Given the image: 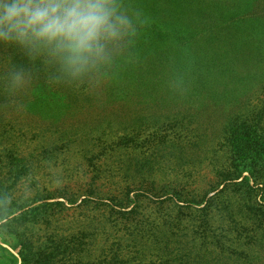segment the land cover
Instances as JSON below:
<instances>
[{"label":"rangeland","instance_id":"obj_1","mask_svg":"<svg viewBox=\"0 0 264 264\" xmlns=\"http://www.w3.org/2000/svg\"><path fill=\"white\" fill-rule=\"evenodd\" d=\"M115 3L127 17L128 9L146 18L150 9L168 10L176 27L167 24V31L182 37L137 58L143 78L127 97L116 86L119 100L106 98L107 75L78 81L59 67L65 88L55 87L56 98L34 109L5 102L0 198L45 206L39 225L24 231L34 241L73 237L92 242L89 252L98 256L110 235L126 242L142 236L158 248L185 228L197 233V262L214 264L215 239L198 238L208 225L218 234L240 232L243 249L257 245L264 264V173L257 176L264 153L249 146L258 172L238 176L228 146L239 127L264 141V0ZM223 171L233 182L247 177L255 190L215 195ZM223 207L242 212L227 219ZM17 249L0 231V264H20ZM175 255L186 261L185 253Z\"/></svg>","mask_w":264,"mask_h":264},{"label":"trees","instance_id":"obj_2","mask_svg":"<svg viewBox=\"0 0 264 264\" xmlns=\"http://www.w3.org/2000/svg\"><path fill=\"white\" fill-rule=\"evenodd\" d=\"M128 10L130 16L127 17L124 13L128 24L123 29L120 39L108 45L107 58L75 77L78 81H84L88 76L91 79L98 77L102 81L101 76L107 75L109 81L105 89L108 102L119 100V89L116 86H124L125 89L121 91V95L127 97L129 86L143 78L144 71L138 65L141 63L139 59L152 55L154 45L182 37V35L175 37L167 31V24L168 27L169 25L176 27V21L169 15L168 10L150 9L147 18L139 10L137 12ZM233 20L235 18L230 19V22ZM59 67L61 64L44 52L30 51L14 43L0 42V107L8 102L9 105L17 103V106L34 109L38 104L44 105L49 99L56 98L53 94L55 87L65 88V85L59 83L61 77L57 71ZM14 106L16 105H12ZM240 128L231 129L229 132L228 146L231 163L238 176L247 172L255 178L254 173L259 170L257 176L258 180H261L264 167L254 169V157L248 156L245 152L249 146H252L257 156L264 153V141L256 136L251 137L244 132H239ZM260 159L264 161V156ZM237 169H240L239 172ZM223 172L220 173V176L224 177L220 181L222 189L215 195L231 188L238 191L242 186L246 196L249 197L255 190L249 185L250 181L247 177H243L240 182H233L237 177ZM261 186L260 194L264 192V185ZM31 202L27 204L6 201L4 195L0 198V231L3 235L17 240L20 264H201L197 262L195 255V252L199 253L200 249L199 242L195 241L197 233L195 230L184 232L185 228L180 230V233L166 238L163 245L156 244L158 248H154L147 238L142 236L131 237V240L126 242L117 236L110 235L105 239L98 256L89 252L93 248L92 242L89 245L81 244L73 237L55 238L53 236V238L34 241L27 238L24 231L35 229L39 225L45 213V206L40 204L31 207L36 204V201ZM219 212L222 217L228 219L241 214L242 211L238 209L232 211L231 208L223 207ZM207 226L198 234V238L199 240H209L212 237L215 239L212 243L214 249L211 252L214 255V264H261L263 262L261 253L255 250L257 245L249 244V247L243 249V246L247 244L243 242L240 232L236 231L237 233L233 234L226 232L223 235L216 233L217 229L211 230V227ZM110 238L113 241H110ZM177 253H185L186 261H180L178 255H175ZM203 264H209V262L206 261Z\"/></svg>","mask_w":264,"mask_h":264},{"label":"clouds","instance_id":"obj_3","mask_svg":"<svg viewBox=\"0 0 264 264\" xmlns=\"http://www.w3.org/2000/svg\"><path fill=\"white\" fill-rule=\"evenodd\" d=\"M127 24L115 0H0V42L44 52L74 76L106 59Z\"/></svg>","mask_w":264,"mask_h":264}]
</instances>
